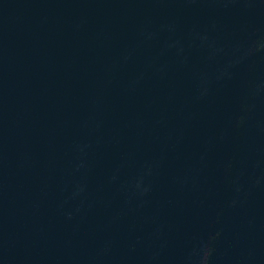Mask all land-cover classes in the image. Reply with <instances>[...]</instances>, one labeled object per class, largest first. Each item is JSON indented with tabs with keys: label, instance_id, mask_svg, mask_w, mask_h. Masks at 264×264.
I'll return each instance as SVG.
<instances>
[{
	"label": "water",
	"instance_id": "obj_1",
	"mask_svg": "<svg viewBox=\"0 0 264 264\" xmlns=\"http://www.w3.org/2000/svg\"><path fill=\"white\" fill-rule=\"evenodd\" d=\"M0 131L118 264H264V0H0Z\"/></svg>",
	"mask_w": 264,
	"mask_h": 264
}]
</instances>
